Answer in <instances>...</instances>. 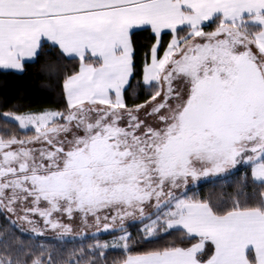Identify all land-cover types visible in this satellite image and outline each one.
Returning <instances> with one entry per match:
<instances>
[{"label": "snow or ice", "instance_id": "1", "mask_svg": "<svg viewBox=\"0 0 264 264\" xmlns=\"http://www.w3.org/2000/svg\"><path fill=\"white\" fill-rule=\"evenodd\" d=\"M145 29L156 39L142 79L155 90L129 106ZM44 42L78 68L63 77L65 111L0 114L35 133L0 136V215L38 236L120 233L61 264L113 249L118 264H264V0H0V70L24 71ZM238 167L250 182L246 171L230 203L188 194ZM172 232L196 242L158 246ZM38 248L5 245L0 264H57Z\"/></svg>", "mask_w": 264, "mask_h": 264}, {"label": "trees", "instance_id": "2", "mask_svg": "<svg viewBox=\"0 0 264 264\" xmlns=\"http://www.w3.org/2000/svg\"><path fill=\"white\" fill-rule=\"evenodd\" d=\"M217 22H208L204 29H211L214 23ZM170 38V34L162 36L163 47L161 51ZM133 41L137 70L131 78L130 86H128L125 93L126 103L129 106L144 102L155 90L147 88L142 81V67L145 54L149 52L152 43L155 41V36L150 29L135 30ZM50 67L54 68L58 72V75H49ZM77 68V60L66 58L61 55L58 47H53L50 42H44L39 56L34 60L25 62L24 71L0 70V114L4 112H38L45 109L65 111L67 101L62 89L63 77L66 74H71ZM23 134H28V132H23L19 130L15 123H6L3 118H0V136L8 137L15 135L22 137ZM246 171L248 172L250 182V170L238 167L227 176L209 178L190 186L187 189L188 194L195 195L201 199H208L212 202L226 200L230 203V198L236 194L237 188L241 186L242 177ZM253 187L249 183V187L245 188V191L251 193ZM258 192L259 188H257V194ZM132 223H135V227L130 226L129 231L132 232L133 236H136L139 224L138 222ZM118 233L111 231L101 235L100 238L107 239ZM179 237L180 234L176 232L165 234L157 244L158 246H164L169 243H176L180 246H190L191 243L196 242L195 239L181 241ZM35 239H33L29 251L38 253L40 251L38 246L41 243L44 246L45 258L51 253L53 260L57 264L66 261L74 252L78 256L81 246L85 248L89 256L91 255L87 247L91 239H87L85 243H81L79 240H48L41 242V240ZM0 241L3 240L1 239ZM46 244L49 245L47 246ZM3 246L1 244V247ZM9 250L12 251L13 249L9 248ZM122 256L123 253L119 250H109L100 264H118Z\"/></svg>", "mask_w": 264, "mask_h": 264}, {"label": "rangeland", "instance_id": "3", "mask_svg": "<svg viewBox=\"0 0 264 264\" xmlns=\"http://www.w3.org/2000/svg\"><path fill=\"white\" fill-rule=\"evenodd\" d=\"M218 23V22H217ZM217 23H214V26L211 28V29H204L205 31H213L214 29H215V27H216V25H217ZM180 35H184V32H181L180 33ZM156 39V38H155ZM171 39V38H170ZM170 41V40H169ZM168 41V42H169ZM167 42V43H168ZM153 43H155V41L153 42ZM152 43V44H153ZM152 46V45H151ZM167 47V44H166V46L164 47V48H166ZM151 48V47H150ZM163 54V50L160 52V55H162ZM142 77H143V72H142ZM142 81H143V79H142ZM66 98V97H65ZM149 99V98H148ZM148 99H146V100H148ZM145 100V101H146ZM144 101V102H145ZM144 102H142V103H144ZM141 104V103H140ZM51 110H54V109H51ZM38 112H41V111H38ZM37 112V113H38ZM24 113H26V112H24ZM35 133H34V131H29L28 132V134H23L22 135V137H18V138H26L27 136H32V135H34ZM8 137H10V136H8ZM7 136L5 137V138H8ZM203 180H206V179H201V180H199V181H196V182H190L189 183V185H188V187H187V189L190 187V186H193V185H195L196 183H198V182H200V181H203ZM150 210V209H149ZM14 217V216H13ZM15 218V217H14ZM16 219V218H15ZM69 222V221H68ZM67 223V222H66ZM132 223V222H131ZM22 225V226H28L27 224H22V223H19V222H17V224H15L16 225V227L19 229V227L20 228H22L20 225ZM78 224V225H77ZM73 226L75 227V229H74V231L75 230H78V228H79V222L77 221L76 223H74L73 224ZM22 230V229H21ZM48 233H45V235H40V236H37V235H35V234H33L32 233V236H31V241H30V245L28 246V245H25L24 244V241H23V239H21V242L20 243H18V242H16L15 241V243L14 242H12V241H10V242H2V243H0V250H2L3 249V247L5 246V245H7L9 248H12L13 250H12V252L15 254V251H16V249H18V248H20L21 246H23V248H24V250H27V251H29L30 250V248H31V246H32V243H33V239H38V240H41V242H43V241H48V240H79V242L81 241V243H85V241L87 240V239H91L90 240V242H88V245H90V244H94V243H96L97 241H100V242H105V241H107V242H112L113 240H114V237L115 236H118V235H120V233H118V234H116L115 236H113V237H108L107 239H103V238H100L101 237V235H103V234H106V233H108V232H96V230H95V228H89V229H85V235L84 236H75V235H68V236H64V237H59V236H57V234L56 233H54L52 230H50V229H47L46 230ZM109 232H111V231H109ZM0 239H1V235H0ZM35 239V240H36ZM1 244H3L4 246L3 247H1ZM86 244H87V242H86ZM39 245H41V243L39 244ZM47 246L49 245V244H46Z\"/></svg>", "mask_w": 264, "mask_h": 264}, {"label": "flooded vegetation", "instance_id": "4", "mask_svg": "<svg viewBox=\"0 0 264 264\" xmlns=\"http://www.w3.org/2000/svg\"><path fill=\"white\" fill-rule=\"evenodd\" d=\"M11 219L15 220L14 217H12ZM64 222L68 223V220L65 218ZM20 226L22 228L19 227V229H18L16 227V225H13L8 219L5 218V216L0 215V235H1V239L3 240V241H0V243L10 242V241H12L14 243L16 241V242L20 243L21 239H23L24 244L29 245L30 241H31V236H32V232L30 231V227H29V225L28 226L20 225ZM73 228L75 229L74 226H73ZM45 233H48V232L46 231Z\"/></svg>", "mask_w": 264, "mask_h": 264}, {"label": "crops", "instance_id": "5", "mask_svg": "<svg viewBox=\"0 0 264 264\" xmlns=\"http://www.w3.org/2000/svg\"><path fill=\"white\" fill-rule=\"evenodd\" d=\"M27 61H30V60H27ZM26 62V61H25ZM12 71V70H11Z\"/></svg>", "mask_w": 264, "mask_h": 264}]
</instances>
